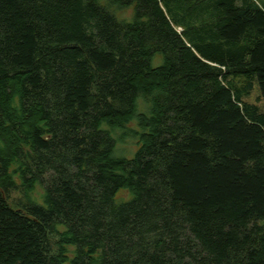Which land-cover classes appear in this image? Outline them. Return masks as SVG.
<instances>
[{
    "label": "trees",
    "instance_id": "obj_1",
    "mask_svg": "<svg viewBox=\"0 0 264 264\" xmlns=\"http://www.w3.org/2000/svg\"><path fill=\"white\" fill-rule=\"evenodd\" d=\"M0 264H264V0H0Z\"/></svg>",
    "mask_w": 264,
    "mask_h": 264
},
{
    "label": "rangeland",
    "instance_id": "obj_2",
    "mask_svg": "<svg viewBox=\"0 0 264 264\" xmlns=\"http://www.w3.org/2000/svg\"><path fill=\"white\" fill-rule=\"evenodd\" d=\"M105 0H101V2H104ZM118 16L120 18H123L125 20H130L132 17V10L131 9H127L123 12H119ZM118 17V18H119ZM158 59V58H157ZM158 60H154V65L158 64L157 63ZM253 94L255 95V97L258 95V88L257 86L254 87L253 89ZM254 95L249 98V100L253 101ZM138 104H139V110H143L145 105L142 103L141 98L138 99ZM129 128L131 129H136V125L134 122L130 123ZM117 133H115V135H117ZM136 140L132 139L131 137L126 138L123 142H118L116 144L115 147V155L118 157H125L127 159L131 158L134 154V152L136 151ZM131 198L130 194L128 193V191L125 190H120L116 196H115V201L117 203H121V202H125L128 201Z\"/></svg>",
    "mask_w": 264,
    "mask_h": 264
}]
</instances>
